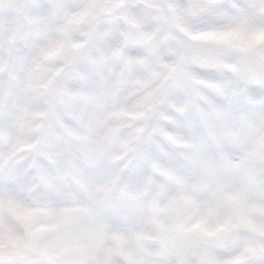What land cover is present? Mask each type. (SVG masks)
Masks as SVG:
<instances>
[{
    "label": "snow or ice",
    "instance_id": "snow-or-ice-1",
    "mask_svg": "<svg viewBox=\"0 0 264 264\" xmlns=\"http://www.w3.org/2000/svg\"><path fill=\"white\" fill-rule=\"evenodd\" d=\"M0 264H264V0H0Z\"/></svg>",
    "mask_w": 264,
    "mask_h": 264
}]
</instances>
